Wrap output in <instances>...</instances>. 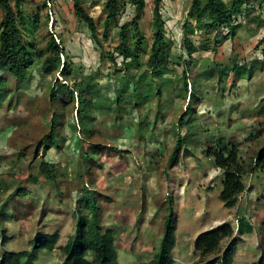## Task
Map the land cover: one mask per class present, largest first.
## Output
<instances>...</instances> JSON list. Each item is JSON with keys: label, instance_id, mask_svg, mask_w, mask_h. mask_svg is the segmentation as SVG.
<instances>
[{"label": "rangeland", "instance_id": "374dc122", "mask_svg": "<svg viewBox=\"0 0 264 264\" xmlns=\"http://www.w3.org/2000/svg\"><path fill=\"white\" fill-rule=\"evenodd\" d=\"M144 1L139 28L148 42L143 47L147 55L153 40V0ZM223 1L228 6L232 2ZM104 2L82 0L99 35ZM190 4L162 1L169 56L162 75L165 85L160 95L135 103L115 97L119 85L131 92L139 83L141 93L147 72L145 66L128 71L114 50L120 26L134 14L128 0H121L118 24L101 41L102 48L75 15L72 0H27L22 5L26 42L38 54L53 37L71 67L65 76L44 75L40 62L33 60L20 83L0 72L8 85L0 94V255L30 251L39 232L58 233L55 249L40 252L35 264H61L59 247L73 233L84 187L97 201L102 230L113 232L119 264H150L159 250L169 197L176 224L173 264H197L194 238L224 222L232 225L238 241L231 264H254L264 253V169L243 176L245 191L227 209L218 198L222 174L207 153L220 143L234 145L240 164L248 169L264 146V0L244 6L231 27L217 31L203 28L208 19L197 26L188 15ZM3 16L0 6V26ZM185 39L197 48L192 59ZM87 80L101 98L92 105L94 98L86 95L81 125L76 86ZM57 83H66L74 98L65 95L52 102L49 88ZM53 117L58 147L46 138ZM176 134L184 143L179 162L170 167ZM42 159L55 165V184L39 174ZM81 213L86 214L84 208Z\"/></svg>", "mask_w": 264, "mask_h": 264}, {"label": "trees", "instance_id": "16d2710c", "mask_svg": "<svg viewBox=\"0 0 264 264\" xmlns=\"http://www.w3.org/2000/svg\"><path fill=\"white\" fill-rule=\"evenodd\" d=\"M162 1L153 0V40L148 54L145 55L143 47L147 48L148 42L139 28V20L144 12L145 1L128 0L134 9V14L129 21L120 26L118 32L119 44L114 50L116 55L122 58L123 66L128 71L138 72L145 66L147 72L143 91L138 92L139 83H135L131 92H128L125 86L119 85L115 91V97L118 101L129 100L133 103L139 100L146 101L153 94L160 95L162 87L165 85L162 75L168 65L169 56L168 48L164 47L166 42L164 38V20L161 15ZM26 2L27 0H0V6L4 11L0 26V72L5 73V79L10 77L20 83L22 80L27 79L31 62L37 60L40 62V69L44 75L61 73L65 76L70 71L71 65L68 60L65 61L64 48L59 42H56V39L50 37L46 42L44 52H38V54L33 44H29L24 39L22 27H26L27 22L21 12V7ZM251 2L260 4L262 0H232L230 6L223 0H191L188 15L189 18L195 21L197 26L208 19L209 22L203 25V28L217 31L231 27L233 18L242 14L244 6ZM11 3H13V7ZM72 3L75 15L85 23L90 38L97 46L102 48L101 41L108 39L112 28L118 24V17L121 14V0H105L101 35L97 31L94 19L82 6V0H72ZM14 8L17 10V14L13 11ZM184 48L189 59H192V55L197 52V48L188 39L184 41ZM107 57L113 60L111 55ZM143 57H145V60H143ZM61 58H63V62H61ZM190 65L189 60L186 66L190 68ZM7 88L8 85L4 78H0V94L6 92ZM184 90H186L185 82ZM96 93L89 80L76 86L77 116L81 125L84 107L87 103L85 97L90 94L94 98L91 102L94 105L101 98ZM65 95L74 98V91L66 83H57L55 87L49 88V96L52 102H56L60 96ZM96 107L98 106L96 105ZM178 125L182 127L181 120H179ZM87 133L86 130L85 134ZM56 134L55 117H53L50 132L46 136L52 147H58ZM175 136V144L168 158L170 167H174L179 162L178 157L184 143L180 134ZM207 153L208 157L212 159L214 167L220 170L222 174L221 190L218 198L225 208L231 209L235 207L238 197L245 191L243 176L246 173H252L257 168L264 169V146L257 151L254 164L248 169L243 168L240 164L239 150L234 145L220 143L217 146H212ZM21 155L24 156L23 153ZM84 158L86 159V155H84ZM38 171L45 182L55 184L56 168L52 162L42 159L39 162ZM33 182L36 183L37 179L33 178ZM24 193L21 192L20 195ZM166 204L167 214L164 217L159 250L152 257L150 264H173L170 253L175 244L176 224L172 197L167 199ZM83 208L86 214L81 213ZM77 211L73 233L69 235L67 242L59 247L63 255L61 264H119L113 232L109 229L102 230L97 216V201L92 197L90 190H86L85 187L82 189V196L78 200ZM58 240V233L44 234L39 232L30 241V251H5L0 255V264H35L38 254L43 250H54ZM225 241L226 244L223 246ZM237 243V238L234 237V228L228 222L199 233L193 240V251L198 254L197 264H231ZM254 264H264V253L259 255Z\"/></svg>", "mask_w": 264, "mask_h": 264}]
</instances>
